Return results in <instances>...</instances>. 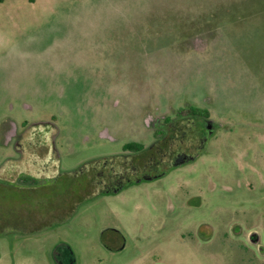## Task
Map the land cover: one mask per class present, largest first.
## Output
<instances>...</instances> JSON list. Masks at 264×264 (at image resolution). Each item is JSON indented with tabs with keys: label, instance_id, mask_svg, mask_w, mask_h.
I'll return each mask as SVG.
<instances>
[{
	"label": "rangeland",
	"instance_id": "1",
	"mask_svg": "<svg viewBox=\"0 0 264 264\" xmlns=\"http://www.w3.org/2000/svg\"><path fill=\"white\" fill-rule=\"evenodd\" d=\"M193 112L194 160L81 194L82 166ZM16 128L55 157L0 181V264H264V0L0 2V180Z\"/></svg>",
	"mask_w": 264,
	"mask_h": 264
},
{
	"label": "flooded vegetation",
	"instance_id": "2",
	"mask_svg": "<svg viewBox=\"0 0 264 264\" xmlns=\"http://www.w3.org/2000/svg\"><path fill=\"white\" fill-rule=\"evenodd\" d=\"M193 115L195 116V119L198 121L200 119H203L204 121L207 119H210V117H207L205 115L198 114V113H195ZM161 123L159 122L157 123L158 125H160V128L157 129V137H155V140L153 142L154 144L150 148L155 151L154 159L159 160L157 163H154L152 165H146V166L144 165L142 167L130 164V166H128V168L124 172L118 175H114V176L110 174L109 175L104 174L105 179L99 180L98 182L93 181L94 179L92 177H89L90 181H93L92 182L93 188L100 189L99 190L100 192L107 191L110 189H116L128 183L134 182L142 178L146 174H153V170H156V171L157 169H159V171L165 170L166 166L174 159H178V157H184V158L191 157L192 158L196 154L199 153L203 140L207 136V130L204 127L202 129L200 128V131L197 130L198 131L197 134H199L200 132L199 134L200 137L199 136L197 137V142L195 145H193L192 143L193 140L190 138V140H187L188 145H187L186 152L182 151L175 155L170 154L171 157H168L166 153H163L164 151L163 145L170 143V140L172 139L171 137L174 135V132L176 129L175 122L163 121ZM193 125L195 124L193 123ZM193 127L194 126H191V128ZM7 137L9 140L8 144H10L13 147V149L15 150V154L9 156V158L5 160L6 161L4 163L5 167H7L8 162L10 163V167H9L10 169L9 168H5V169H8V171L10 172V170L14 168L13 163H15V165H18L21 167L20 169L21 171L17 173L16 170H14L13 172H15L16 174H14L13 172L8 173L7 171L5 172V174L8 173L9 176L16 175V177L14 179H9V181L8 180H0V181L10 183V184H15L18 186H23V183L20 180V177L22 176H33L34 179H38V180L45 179L47 177L45 176V174L48 175V173H46L47 166H43V163H41L39 160L46 158L47 156L49 157V155L51 154V148L48 145L49 143L47 141H44V142L36 141L33 143V141L35 140L33 136H31L25 131L19 132L17 128L15 130L13 129L10 130ZM145 149H147V147H145ZM53 152L55 153L54 150ZM30 154H32L35 158L31 159L30 157H28V155ZM53 154L51 155L55 157ZM138 154L139 153L125 151L124 149V152L121 155L128 158V157H135ZM56 177L57 175H53L50 177V179L51 178L55 179ZM109 243H107L106 247L109 250H114L111 247V243L110 244ZM61 249L63 248H57V255L58 256L60 255L64 258L63 262L67 264L75 262L72 256L68 252L62 251ZM60 256H59V260H61Z\"/></svg>",
	"mask_w": 264,
	"mask_h": 264
},
{
	"label": "trees",
	"instance_id": "3",
	"mask_svg": "<svg viewBox=\"0 0 264 264\" xmlns=\"http://www.w3.org/2000/svg\"><path fill=\"white\" fill-rule=\"evenodd\" d=\"M5 0H0V2H4ZM192 122L187 119H181L175 124V132L174 135L171 137L172 139L170 140V143L163 145V153H166L168 157H171V155L178 154L180 152H186L187 151V145L188 141L190 138L193 140V145L196 144L197 142V137H200V132L197 134L198 131H200V127L197 125V122L195 121V117L192 118ZM191 122V123H190ZM196 122V123H195ZM195 124L193 128H191V124ZM198 130V131H197ZM125 151H131L134 153H139L135 157H124L122 155L119 156H114V157H109L104 162L101 161H91L87 163L85 166L82 167H87L90 172L87 174V180L84 183L85 189L81 191V194H87L86 198L91 197L93 194L97 192L96 188H93V181H99V180H104L105 175H118L122 172H124L128 166L131 165H137V166H146V165H152L154 163H157L159 160L154 159L155 156V151L153 149H145V146L138 144V143H131L125 146ZM98 162V163H97ZM97 163V164H95ZM94 164V165H93ZM97 168H92L93 166L96 165ZM92 177L94 180L90 181V178ZM99 190V189H98ZM117 234H120L119 231H115ZM104 238V236H103ZM104 243L106 241L104 240ZM107 245V244H106ZM65 248L68 251L71 252L70 248L67 245H62L59 248Z\"/></svg>",
	"mask_w": 264,
	"mask_h": 264
},
{
	"label": "water",
	"instance_id": "4",
	"mask_svg": "<svg viewBox=\"0 0 264 264\" xmlns=\"http://www.w3.org/2000/svg\"><path fill=\"white\" fill-rule=\"evenodd\" d=\"M208 129H210V131H213L214 129H212L211 127H209ZM213 132H210V135L212 134ZM206 142H207V140H206ZM181 158V157H180ZM180 158H178L177 159V163L175 164V166H179V165H182V164H184L186 161H192V160H194V158H189V159H180ZM180 161V162H179ZM165 175V173H158V174H146L145 176H143L142 178H140V179H138V180H136V181H134V182H131V183H128V184H126V185H124V186H121V187H119V188H116V189H110V190H107V191H103V192H101V194H104V195H108V194H116V193H119L120 191H122V190H124L127 186H130V185H133V184H137V183H141V182H143V181H152V180H155V179H158V178H160V177H162V176H164ZM256 242H258L259 240L257 239V240H255ZM55 259H56V262L58 263V264H64L62 261H60L59 260V256L57 255V249H56V251H55ZM71 264H75V262H73V263H71Z\"/></svg>",
	"mask_w": 264,
	"mask_h": 264
}]
</instances>
